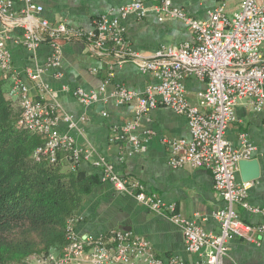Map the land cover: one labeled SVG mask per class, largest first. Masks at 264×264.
I'll list each match as a JSON object with an SVG mask.
<instances>
[{
    "label": "built area",
    "instance_id": "1",
    "mask_svg": "<svg viewBox=\"0 0 264 264\" xmlns=\"http://www.w3.org/2000/svg\"><path fill=\"white\" fill-rule=\"evenodd\" d=\"M16 1L0 0V15L16 19ZM20 1L25 3L17 18L25 29L23 44L36 50L48 43L53 50L44 67L27 69L28 77L38 87L34 97L13 72L10 53L0 37V68L10 72L13 78L8 96L18 97L22 107L18 124L44 139L35 151V158L45 157L50 163H58L61 153L66 152L67 162L74 171L83 160L91 161L100 170L102 181L112 183L117 190L132 195L151 211L178 225L186 252L194 257L191 260L180 256L164 259L147 238L126 229L81 235L76 229L79 219L75 218L67 222L66 244L59 254L35 253L26 258V264H223L229 254L230 240L242 238L259 245L258 236L264 233V220L249 223L235 208L241 205L264 219V207L249 201L252 183L237 180L240 162L251 159L255 147L247 133H241L242 146L235 148L227 138V130L237 120L236 108L241 101H249L257 112L264 107V0H242L231 14L226 11L225 0H221L205 19L190 16L184 9L174 6L172 0H153L152 8L159 17L183 21L191 29L193 40L179 45L163 44L151 54L133 48L123 24L130 14L144 18L152 10L141 0L120 5L116 15H102L89 30L74 29L64 22L52 24L40 16L42 5L33 0ZM76 40L99 53L114 55L121 63L131 61L156 80L143 92L119 85L113 93L118 104H133L135 108V119L127 122L116 138L131 143L128 154L146 150L137 128L138 120L150 111L169 107L188 119L190 138L164 139L169 151L168 163L174 169L189 166L212 172L214 188L225 201V206L214 213L220 233L208 231L198 220L178 212L175 204L164 203L158 195L148 192L140 179L120 175L113 163L104 157H96L89 150L83 153L74 136L60 132V120L69 129H75L78 123L69 113L57 115L58 94L42 77L47 68L61 65L63 45ZM113 75V72L109 74ZM57 76L61 77L62 73ZM191 77L206 83L195 104L189 100L185 84ZM108 81L98 91L78 88L75 95L84 105L94 103L101 98ZM47 96L53 102L48 101Z\"/></svg>",
    "mask_w": 264,
    "mask_h": 264
},
{
    "label": "crops",
    "instance_id": "2",
    "mask_svg": "<svg viewBox=\"0 0 264 264\" xmlns=\"http://www.w3.org/2000/svg\"><path fill=\"white\" fill-rule=\"evenodd\" d=\"M43 6L42 18L52 24L66 23L74 29H92L102 15H116L120 5L131 0H33ZM149 9L153 0H141ZM242 0H225L226 11L231 14L239 8ZM174 6L184 9L190 16L199 19L209 17L221 0H172ZM23 1H16L15 18L6 19L0 15V37L10 53L13 72L36 97L38 87L27 75V69L44 67L52 55V47L43 43L36 50L24 44L25 29L21 20ZM126 36L134 49L151 54L163 44L179 45L193 40L191 29L175 18L161 19L153 10L146 17L130 14L123 20ZM264 51V45H263ZM61 65L47 68L43 80L54 90L59 106L58 116L73 115L78 123L69 129L60 120L58 128L63 134H71L76 145L84 153L93 151L96 157H104L117 173L140 179L148 192L156 194L167 204H175L177 211L198 222L208 231L220 233V225L214 213L225 206V201L214 188L213 175L204 168L170 167L169 151L165 138H190L188 119L169 107H158L138 120L137 132L146 143V150L128 154L131 143L117 140L118 133L129 121L135 119L134 105H120L114 92L123 85L137 92L145 91L150 83L156 82L152 75L143 73L138 66L127 61L121 63L114 55L92 50L81 40L65 43L61 52ZM95 69V70H94ZM62 73L58 77V73ZM113 72L112 77L109 74ZM6 92L13 85L10 72L4 73ZM106 89L101 98L91 104L81 103L75 91L78 88L98 91L102 84ZM188 98L197 103L199 94L205 89V81L188 78L185 81ZM48 101L52 99L47 96ZM53 102V101H52ZM237 120L227 130V138L235 148H241V133H247L255 147L252 159L243 167L239 165V183L251 182L249 201L264 207V107L255 111L249 101L243 100L236 108ZM105 114V115H104ZM84 117L85 120H81ZM67 162V153L60 155ZM79 170L95 183L84 200L76 229L79 234L99 235L111 229H126L147 238L156 253L164 259L180 256L186 260L194 258L185 249L181 228L164 215L151 211L132 195L121 192L107 181H102L101 172L91 161L83 160ZM96 177V178H95ZM236 210L249 223L257 224L264 219L252 214L241 205ZM260 244L234 238L229 241V254L223 264H264V233L259 236Z\"/></svg>",
    "mask_w": 264,
    "mask_h": 264
},
{
    "label": "trees",
    "instance_id": "3",
    "mask_svg": "<svg viewBox=\"0 0 264 264\" xmlns=\"http://www.w3.org/2000/svg\"><path fill=\"white\" fill-rule=\"evenodd\" d=\"M4 73L0 68V264H26L32 254L61 252L67 222L80 219L95 181L68 162L35 158L44 139L18 124L22 107L8 96Z\"/></svg>",
    "mask_w": 264,
    "mask_h": 264
},
{
    "label": "water",
    "instance_id": "4",
    "mask_svg": "<svg viewBox=\"0 0 264 264\" xmlns=\"http://www.w3.org/2000/svg\"><path fill=\"white\" fill-rule=\"evenodd\" d=\"M252 159V158H251ZM251 159L249 160H244L242 162H240V166L243 167L244 165H246ZM246 182V181H245Z\"/></svg>",
    "mask_w": 264,
    "mask_h": 264
}]
</instances>
